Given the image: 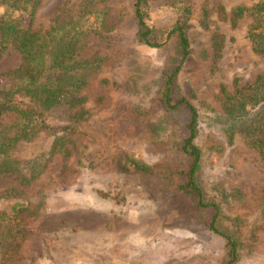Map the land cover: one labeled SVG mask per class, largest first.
Listing matches in <instances>:
<instances>
[{
  "label": "rangeland",
  "instance_id": "obj_1",
  "mask_svg": "<svg viewBox=\"0 0 264 264\" xmlns=\"http://www.w3.org/2000/svg\"><path fill=\"white\" fill-rule=\"evenodd\" d=\"M261 1L143 0L154 45L136 38L133 0H25L11 11L17 25L39 30L49 52L68 42L62 66L70 78L61 82L73 84L30 120L48 128H32L9 151L22 177L0 175V264H222L224 239L208 228L214 214L215 227L237 243L234 264H264V161L246 137L264 138V53L246 36L251 15L233 27L228 19L231 8ZM177 19L189 52L170 99L185 98L197 113L199 197L178 188L189 164L181 151L188 114L159 92L178 58L167 34ZM19 62L8 46L1 88L14 90ZM16 122L0 114L9 134Z\"/></svg>",
  "mask_w": 264,
  "mask_h": 264
},
{
  "label": "trees",
  "instance_id": "obj_2",
  "mask_svg": "<svg viewBox=\"0 0 264 264\" xmlns=\"http://www.w3.org/2000/svg\"><path fill=\"white\" fill-rule=\"evenodd\" d=\"M36 2L37 0H32L33 6L36 5ZM142 2L143 0H133V17L138 29L136 38L145 44L154 45L149 41L150 28L146 24L141 11ZM24 4L25 0H0V6L4 9L0 14V56L8 46L14 47L20 55V62L11 73L15 81L14 90L0 87V114L11 113L19 120V122H16L15 129L11 134H9V129L0 128V175L4 173H15L17 175L19 173L20 161L10 157V149L18 141L29 138L30 134L27 133L32 128H48L47 125L41 122L31 123L30 120L38 116L37 110L41 111L50 107L73 84L72 81L68 83L61 82V78L64 75L70 78L67 70L62 66L63 61L67 59L65 53L68 51V42H63V48L55 52H49V50H46L47 44L44 41V36L39 33V30H30L28 26H19L16 24L15 19L11 17V11L13 9H22ZM217 11L219 17H225L226 12L223 6L219 5ZM244 14H249L253 17L252 23L246 31V36L251 43L253 51L259 54L264 53V1L257 2L250 7L237 5L231 8L228 16L230 26H235L237 19ZM167 34H173L176 40L178 58L175 64L163 74L159 92L166 106L170 108L183 106L188 114L185 124L186 136L183 138L181 151L189 159V164L184 175V181L178 184V188L193 192L199 197L200 189L194 174L199 161L200 151L193 142L197 113L194 106L185 98L181 97L174 103L170 99V81L178 72L184 57L189 52L184 25L179 19L175 20ZM220 37V34L216 33V31L211 35V45L215 50L220 47ZM44 61L47 62L45 67H43ZM75 86L72 89H76ZM221 91L225 101L228 100L229 96L223 90ZM14 92L24 97L27 96L28 101L19 103L13 98ZM79 99L82 100L83 97ZM246 137L249 146L255 149L264 161V138L261 135H247ZM130 163L134 169L144 172L149 171V168L144 165L134 162ZM198 203L202 206H212L215 210L217 209V206L209 201L204 203L198 201ZM10 209L13 211L15 204ZM2 215L3 213L0 212V217ZM215 216L216 214L209 221L208 228L224 239L226 251L222 264H234L237 259V243L228 234L221 232L215 227Z\"/></svg>",
  "mask_w": 264,
  "mask_h": 264
}]
</instances>
